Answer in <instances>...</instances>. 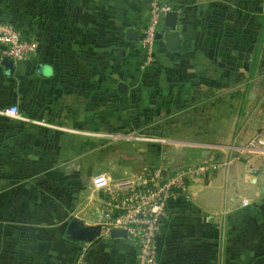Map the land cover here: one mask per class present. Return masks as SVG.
I'll use <instances>...</instances> for the list:
<instances>
[{
  "label": "crops",
  "instance_id": "1",
  "mask_svg": "<svg viewBox=\"0 0 264 264\" xmlns=\"http://www.w3.org/2000/svg\"><path fill=\"white\" fill-rule=\"evenodd\" d=\"M164 1L176 11L179 45L169 49L163 39L156 38L154 60L140 71L137 38L147 0H0L5 15L37 42L35 55L13 58L11 73L0 63L2 152L18 160L6 168L8 174L18 176L11 189L30 191L35 184L33 188L40 191L58 192L67 187L71 195L83 198L80 207L72 203L71 216L91 224L97 222L104 191L87 186L90 175L136 174L155 168L166 173L204 164L207 169L192 176L188 196L167 203L164 226L155 238L156 264H264V153L249 143L264 142V88L247 93L244 89L251 64L264 61V0ZM162 21L159 30L164 31ZM127 28L136 31L135 39L128 38ZM252 51L259 58H251ZM204 74L214 84L212 93L222 101L217 99L211 110L227 111L231 125L237 121L238 98L248 94L246 113L230 139L240 145L248 142L246 146L238 152L234 149L229 158L192 162L185 148L170 153L167 147L165 159L157 160L158 156L148 153L153 147H146L147 154L138 158V145L130 144L128 162L109 163L115 157V142L107 141L105 133L109 101L137 95L139 83L161 80L176 85L180 94L193 91L196 97ZM118 81L126 83L124 93L117 91ZM254 96L256 100L251 101ZM9 104H16L23 117L4 114L1 110ZM202 107L198 100L188 105L192 136L190 131L187 138L185 116L179 113L177 121L169 120L167 139L196 142L201 135ZM20 197L8 202L21 208L8 221L23 227L47 222L48 216L41 212L26 214ZM241 199L247 202L242 205ZM50 217L55 224L62 222L57 212ZM66 223L63 237L57 235L53 241L45 236L51 230L37 231L33 226L8 237L9 245L0 247V264H76L68 248L87 241L66 238ZM131 245L137 264L136 248ZM100 246L88 245L83 255L91 259ZM63 256L68 261L62 262Z\"/></svg>",
  "mask_w": 264,
  "mask_h": 264
},
{
  "label": "rangeland",
  "instance_id": "2",
  "mask_svg": "<svg viewBox=\"0 0 264 264\" xmlns=\"http://www.w3.org/2000/svg\"><path fill=\"white\" fill-rule=\"evenodd\" d=\"M251 58H259L257 55L251 52ZM140 60V58H139ZM251 74L249 83L244 86L245 92H250L249 90H259L264 88V61L261 63L259 60L257 63L251 64ZM138 70H143L137 66ZM209 75L204 74L201 78V93L193 94L190 91L189 94L182 92L180 94L178 87L174 84H168L167 81H155L156 83H139L138 94L131 95L128 98H123L120 101H109L108 111L106 113L107 127L105 130L107 141L115 142L114 145V159H111L109 163L119 165V162H125L130 158L129 145H138V154L145 156L147 154L146 147H153L154 149L149 150V154H155L158 156L157 160L165 159L164 155L167 153V147H170V153H176L179 148H185L186 156L192 159V162H206L209 160H214L215 157L229 158L233 156L234 149L238 152L239 149L246 144H235L230 140L232 135L237 130L239 120L245 115L244 105L247 100V96L242 95L238 98L239 110L237 112V121L233 125L230 124L229 114L227 111H214L211 107L215 102H222L221 96L217 98L212 93L213 91L210 87L214 86L213 83L210 84ZM173 88L171 90L170 86ZM188 86H193L190 82ZM175 87V88H174ZM181 88V87H180ZM217 99L219 101H217ZM231 99V98H230ZM200 101L202 103L201 111V135L196 142L189 140H168L166 135L169 128V120L178 119V114L184 115L186 123L185 131L187 138L192 136L193 126L188 125L187 114H191L188 105L192 104L194 101ZM227 100V99H226ZM256 100L254 96L251 101ZM231 103V100H227ZM223 102H226L225 100ZM115 108H113V105ZM121 105V108L118 106ZM242 107V108H241ZM178 108H181L178 111ZM242 109V110H241ZM239 118V119H238ZM176 132V131H175ZM229 140V141H228ZM185 141V142H184ZM108 144V143H107ZM2 142L0 140V247L9 245L8 237L16 236L19 231L28 230L27 226H33L37 231L41 230H51L47 231V240H55V236L59 238L63 237V225L66 223L68 218L72 215L71 205L72 203L78 204V207L82 205V199H78L76 195H71L67 187H63L64 190L56 191L55 189H46L40 191L39 189L33 188L35 184H32V189L30 191H17L11 189V182L15 183L18 179L17 175H12L7 173L9 166H15L17 164V157L12 156L7 158V154L2 151ZM164 147V148H163ZM13 147L11 151H13ZM154 150V153L152 151ZM14 155V154H13ZM172 155V154H171ZM193 159H195L193 161ZM122 161V162H121ZM98 172L90 175V184L87 186L93 187V176ZM134 172L127 173H113L107 174L105 180L109 188H112L113 183L122 177H127L133 175ZM12 183V185H13ZM87 189V188H86ZM91 191V189H90ZM14 192V193H13ZM20 195V200H22L23 207L26 214L32 215L41 212L48 216L47 222L41 223H29L25 224L26 227L20 225L16 222L8 221L10 215L19 214L20 207L17 205H8V202L13 198ZM69 203V205H68ZM100 207V206H99ZM77 208V206H75ZM91 208V207H90ZM78 211V210H77ZM98 211V210H97ZM57 212L59 216L60 223H53L50 220V216L55 215ZM99 212H97V217L94 221H98ZM44 216V217H46ZM44 217L42 219H44ZM92 220V219H90ZM96 223V222H95ZM55 232L56 235H55ZM54 234V235H53ZM52 235V236H50ZM68 244H72L66 241ZM101 243V249L98 251L96 249L91 256V259H86L83 255L86 247L92 244ZM132 242L126 240H118L117 242H109L108 239L103 237H96L91 241L74 243L77 244L75 248H68L69 251L73 252V261L77 263H82L89 261L92 264H135L133 259V247ZM31 245V244H29ZM66 248V247H65ZM62 262L68 261V256H63Z\"/></svg>",
  "mask_w": 264,
  "mask_h": 264
},
{
  "label": "built area",
  "instance_id": "3",
  "mask_svg": "<svg viewBox=\"0 0 264 264\" xmlns=\"http://www.w3.org/2000/svg\"><path fill=\"white\" fill-rule=\"evenodd\" d=\"M171 4L164 0H147V12L137 38L141 57L138 66L147 69L154 60L153 43L155 33ZM37 42L25 35L11 18L5 15L0 5V50L12 58L20 59L35 55ZM13 118H22L16 104L1 110ZM264 137V133L261 134ZM251 148L264 153V142ZM204 164L194 168L183 167L164 173L160 168L144 169L139 173L118 178L112 188L105 180L106 173L93 176L92 188L104 191L98 209L99 236H109L110 228L125 230V239L136 248L137 264H156L155 238L164 226L169 199L178 200L188 196V187L194 174L206 170ZM247 201L241 199V204Z\"/></svg>",
  "mask_w": 264,
  "mask_h": 264
},
{
  "label": "water",
  "instance_id": "4",
  "mask_svg": "<svg viewBox=\"0 0 264 264\" xmlns=\"http://www.w3.org/2000/svg\"><path fill=\"white\" fill-rule=\"evenodd\" d=\"M176 11L170 10L167 11L163 16V25L166 27V30H158L155 33V38H161L164 40L166 46L169 49H176L179 45V36L178 31L175 28L176 23ZM127 36L130 39L136 38V31L131 30L130 28L126 29ZM1 52V51H0ZM13 58L10 55L3 54L0 58V63L3 64L5 71L8 73L12 72ZM37 69L42 72L43 65L39 64ZM127 85L123 81H118L116 83L117 91L124 93L126 91ZM99 234V223H84L83 220L77 216H71L67 221L64 228V236L71 240L78 241H90ZM109 236L111 237H125V230L122 228H110Z\"/></svg>",
  "mask_w": 264,
  "mask_h": 264
}]
</instances>
